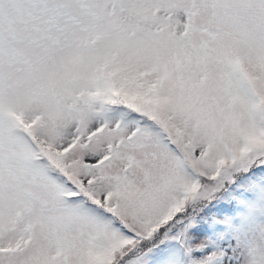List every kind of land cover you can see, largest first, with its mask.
<instances>
[{"label": "snow or ice", "instance_id": "6c2138e0", "mask_svg": "<svg viewBox=\"0 0 264 264\" xmlns=\"http://www.w3.org/2000/svg\"><path fill=\"white\" fill-rule=\"evenodd\" d=\"M0 264H264V0H0Z\"/></svg>", "mask_w": 264, "mask_h": 264}]
</instances>
